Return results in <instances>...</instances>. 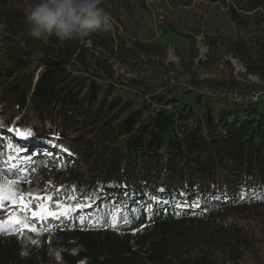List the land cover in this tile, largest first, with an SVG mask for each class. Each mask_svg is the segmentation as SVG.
Segmentation results:
<instances>
[{"label": "trees", "instance_id": "1", "mask_svg": "<svg viewBox=\"0 0 264 264\" xmlns=\"http://www.w3.org/2000/svg\"><path fill=\"white\" fill-rule=\"evenodd\" d=\"M161 1L102 0L110 31L39 41L25 22L37 0H0V117L52 146L47 173L81 205L56 229L0 221V264H264V86L194 74L179 91L114 71L112 60L137 73L163 68L167 47L140 40L135 20ZM206 1L237 29L205 35L206 63L233 57L264 82V0ZM183 34L197 53L194 34ZM3 181L16 182L15 198L0 212L31 184L0 171Z\"/></svg>", "mask_w": 264, "mask_h": 264}, {"label": "rangeland", "instance_id": "2", "mask_svg": "<svg viewBox=\"0 0 264 264\" xmlns=\"http://www.w3.org/2000/svg\"><path fill=\"white\" fill-rule=\"evenodd\" d=\"M135 20L139 22V27L136 26V28L138 27L137 32L140 40L147 43L154 42L165 45L167 51L162 59L163 68L150 67V69L152 68L151 70L142 71L141 73L132 72L127 67V64L112 60L111 63L114 65V71L124 80L129 81L134 79L139 82L147 80L152 86L155 85L158 88L161 80H168L175 90L182 91L184 87L190 85L188 83L189 78L195 74L201 80L213 83H230L229 81H231V83L237 84L239 82L253 86L254 84L255 86H264V82L260 81L257 77L247 75L241 62L233 57H226L223 60L206 63L208 49L204 42L205 35L219 32L234 37L237 33L235 25L227 17L221 3L193 0L191 7L173 8L168 2L163 0L153 6L151 11L138 12ZM184 32L194 34L196 39L195 47L197 49L195 51L197 53L189 54L188 42L183 34ZM187 68H193V74ZM234 95L237 96L238 92ZM257 96L254 97V100ZM237 100L240 101L241 98L239 97ZM4 124L5 119L0 117V145L3 147L0 151V167L5 168L7 162L12 159L18 163L20 161L25 163L26 158H20L21 154L30 155L29 150H36L29 149V147L33 148L36 146L32 143H28V145L24 144L27 140H32L27 135H20V143L18 144L13 142V140L11 141V138L8 136L4 140L2 130ZM13 125H9L8 127L12 128ZM40 145L47 148L51 147L52 150L50 144ZM18 149L22 151L20 152ZM51 156L49 155L50 160L48 161L37 158L38 161L40 160L39 165L29 180L32 183V188L27 190L22 196L19 204L12 205L0 212V221L9 222L21 227L22 224H17L15 221L19 220L22 222L25 216L33 220L30 208H32L35 215H44L45 219L47 217L51 218L46 211H51L52 209L55 210V215L71 216L79 212L81 205H78L75 198H73L72 191L74 192V188L72 185L61 176L47 173L48 167L56 166L54 162L52 163ZM24 205H27V208ZM56 225L57 223L54 224V227ZM17 236L19 237V234ZM62 249L63 247L56 244L51 246L50 251L56 260L60 259ZM71 252L76 253V250H72Z\"/></svg>", "mask_w": 264, "mask_h": 264}, {"label": "clouds", "instance_id": "3", "mask_svg": "<svg viewBox=\"0 0 264 264\" xmlns=\"http://www.w3.org/2000/svg\"><path fill=\"white\" fill-rule=\"evenodd\" d=\"M28 35L35 40L50 37L64 41L108 32L112 17L102 0H37L25 15Z\"/></svg>", "mask_w": 264, "mask_h": 264}, {"label": "snow or ice", "instance_id": "4", "mask_svg": "<svg viewBox=\"0 0 264 264\" xmlns=\"http://www.w3.org/2000/svg\"><path fill=\"white\" fill-rule=\"evenodd\" d=\"M15 181H3L2 183H0V193H4L5 195L0 196V203L3 202L4 199H13L15 197L12 196V189L13 186L15 185ZM25 208H27V205H24ZM15 223L17 224H22L24 227L27 228L28 231H35V229H33L31 227V225L27 224V222H21L19 220H16ZM0 231H3L2 228H0Z\"/></svg>", "mask_w": 264, "mask_h": 264}, {"label": "bare ground", "instance_id": "5", "mask_svg": "<svg viewBox=\"0 0 264 264\" xmlns=\"http://www.w3.org/2000/svg\"><path fill=\"white\" fill-rule=\"evenodd\" d=\"M11 134V133H10ZM63 250V249H62ZM63 252V251H62Z\"/></svg>", "mask_w": 264, "mask_h": 264}]
</instances>
